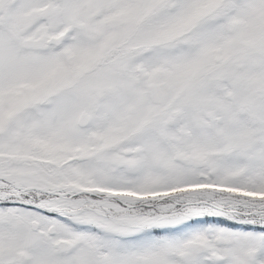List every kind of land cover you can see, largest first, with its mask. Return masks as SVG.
Returning <instances> with one entry per match:
<instances>
[{"label":"rangeland","instance_id":"obj_1","mask_svg":"<svg viewBox=\"0 0 264 264\" xmlns=\"http://www.w3.org/2000/svg\"><path fill=\"white\" fill-rule=\"evenodd\" d=\"M255 184L264 0H0V264H242Z\"/></svg>","mask_w":264,"mask_h":264},{"label":"flooded vegetation","instance_id":"obj_2","mask_svg":"<svg viewBox=\"0 0 264 264\" xmlns=\"http://www.w3.org/2000/svg\"><path fill=\"white\" fill-rule=\"evenodd\" d=\"M66 33H67V36H68V34L70 36L69 31L66 29V30H63V32L61 33V34H63V38H64V36H65ZM97 36H100V32L99 31H97ZM68 37H66V38H68ZM50 40H51V37H50ZM63 41H65V39L62 40V42ZM100 62H102V61L100 60ZM91 120H92V116H91L90 121ZM90 121L88 123H90ZM94 188L96 190H103L104 189V188H101L99 186L98 187H95L94 186ZM236 188L238 189L239 186L236 187ZM242 188L244 190H248L250 192H254L255 193L254 196H256V195L258 196V195H261V194L264 193V187H262V186L257 187L256 184H255V187H251V188H249V187L248 188L247 187H242ZM63 192H64L63 196H66L68 198L70 196H74L76 194L77 195H84V194H87V193L88 194L93 193V192L95 193L94 189L89 190L87 188H80V189H75V190H72V191L69 190V189H65V190H63ZM13 201H14L13 204L15 205V199ZM208 202H209V203H207L208 205L213 206V207L219 209L222 213L224 212V214H222V215L221 214L220 215H208V214H206V215H201V217H198L199 218L198 220H200L201 222H203L205 224H208V225L214 224L215 225V223H217V222L214 221L212 223L211 220H214V219L216 220V218L226 216L225 214H229V215L232 214V215H234V217H239V218H242V219H253V220H255V222H251V227H257L258 228V231L260 232L259 241H258L257 245L254 247V249H250V250H248L245 253L246 259L244 260V262H242V264H264V207H261L259 205H253V206H251L249 208H243L242 206H226V205H221L219 203L213 204V203H211V200H208ZM13 214L15 215V206H14ZM201 219H203V220H201ZM233 223L235 225H237L239 222H231V224H233ZM246 226H248V225H246ZM13 234L15 236V225H13ZM63 238L64 237H57V239H55L52 243L55 244V245H58L59 244L58 241L60 239H63ZM210 239H212V237H210ZM190 240H192V239L191 238H188L187 242L190 241ZM212 241H214V240H212ZM13 249L15 250V241L13 243ZM204 250L205 249H203V251ZM13 252L12 253H13V258H14L15 257V251H13ZM202 252H200V253H202ZM209 253L212 256H214V257H217V255H218V253H217L216 250L212 249L210 251V249H209V251H208V248H207L206 254H209ZM12 261L15 262V258L12 259ZM192 264H196V262H194Z\"/></svg>","mask_w":264,"mask_h":264},{"label":"water","instance_id":"obj_3","mask_svg":"<svg viewBox=\"0 0 264 264\" xmlns=\"http://www.w3.org/2000/svg\"><path fill=\"white\" fill-rule=\"evenodd\" d=\"M62 37H63V34H59L57 36H52V41L55 43V44H58L61 40H62ZM91 118V115L87 112V111H82L80 113V116H79V123L80 124H86L89 122ZM9 181H11L16 187L18 188H21L22 185L21 184H17L15 182H13L12 180L9 179ZM26 188H42V187H38V186H32V185H28L26 186ZM44 191L46 192H49V193H55V194H59L61 195L62 193L58 190H55V189H50V188H46V187H43L42 188ZM58 246L60 249H66V248H69L71 246V243L66 240V239H60L59 242H58ZM188 247H193L195 248L196 250H200L203 248V243L200 242V241H194V240H190L188 242Z\"/></svg>","mask_w":264,"mask_h":264},{"label":"trees","instance_id":"obj_4","mask_svg":"<svg viewBox=\"0 0 264 264\" xmlns=\"http://www.w3.org/2000/svg\"><path fill=\"white\" fill-rule=\"evenodd\" d=\"M47 168H48V169H51L50 166H48ZM38 170H40V169H38ZM259 187H260V186H259ZM41 191H42V190H41ZM42 193H45V194H48V195H54V194L47 193V192H44V191H42ZM84 195H88V194H84ZM54 196H58V195H54Z\"/></svg>","mask_w":264,"mask_h":264}]
</instances>
